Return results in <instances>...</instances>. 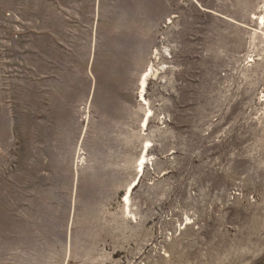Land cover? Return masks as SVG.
Listing matches in <instances>:
<instances>
[{"label":"rangeland","instance_id":"obj_1","mask_svg":"<svg viewBox=\"0 0 264 264\" xmlns=\"http://www.w3.org/2000/svg\"><path fill=\"white\" fill-rule=\"evenodd\" d=\"M259 15L0 0V264H264Z\"/></svg>","mask_w":264,"mask_h":264},{"label":"bare ground","instance_id":"obj_2","mask_svg":"<svg viewBox=\"0 0 264 264\" xmlns=\"http://www.w3.org/2000/svg\"><path fill=\"white\" fill-rule=\"evenodd\" d=\"M257 19H259V25L260 26H263V24H264V16L263 15H259L258 17H257ZM154 54H156V52L154 53ZM153 58H154V56H153ZM155 69V68H154ZM156 71V70H155ZM145 72V73H144ZM142 74H143V76H140V78H139V84H138V87L140 88V90L141 91H139V93H138V95H139V97H140V99L141 100H145V98H144V95H142V92L143 91H145V86L144 85H146V82H147V79L146 78H148V75H152L153 73H154V70L152 69V66H149V68H146L145 69V71H144ZM157 73V72H156ZM141 74V75H142ZM139 90V89H138ZM150 110H148L147 111V113L149 112ZM148 114H146L145 115V117H143V119H142V122H148ZM141 123V122H140ZM146 125V124H145ZM146 142V141H145ZM149 144V143H148ZM144 148H146V146H144L143 147V149ZM146 157H147V152H146V154L145 155H141L140 157H139V163L138 164H136V168L138 167V172L139 171H142L143 172V163H144V160H146ZM137 173V172H136ZM131 188V187H130ZM133 189V188H132ZM132 189L131 190H129V189H127L126 191H125V193L123 194V198L121 199V202H122V204H123V206L125 207L124 209H125V211H128V201H129V197H130V193H131V191H132ZM124 202V203H123ZM129 213V212H128Z\"/></svg>","mask_w":264,"mask_h":264}]
</instances>
